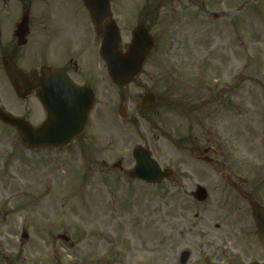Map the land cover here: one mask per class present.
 Wrapping results in <instances>:
<instances>
[{"label": "rangeland", "instance_id": "obj_1", "mask_svg": "<svg viewBox=\"0 0 264 264\" xmlns=\"http://www.w3.org/2000/svg\"><path fill=\"white\" fill-rule=\"evenodd\" d=\"M110 1L121 50L141 24L155 47L132 85L97 90L90 150H28L0 123V264H264L250 209L264 206V0ZM49 4L0 0V107L15 117L38 103L15 96L1 62L23 12L36 42ZM137 146L173 175L133 181Z\"/></svg>", "mask_w": 264, "mask_h": 264}, {"label": "water", "instance_id": "obj_2", "mask_svg": "<svg viewBox=\"0 0 264 264\" xmlns=\"http://www.w3.org/2000/svg\"><path fill=\"white\" fill-rule=\"evenodd\" d=\"M84 3L97 34L102 36L100 53L107 65L109 78L114 85L124 88L140 73L141 67L152 49L153 40L144 28L139 27L133 32L132 43L126 53H121L119 51L120 36L115 23L111 21L106 28L103 27V22L110 17L109 0H84ZM27 26L28 15L25 14L17 25L15 33L19 39V46L25 43L22 39L27 35ZM2 66L18 99L25 100L33 90L40 88L39 99L45 107L51 108L55 112L54 108L57 109L60 106L54 97L57 90L53 85H50L53 83L52 79L45 80L46 76L44 75L40 80L29 83L27 77L15 68L9 58L2 60ZM46 75L54 77V72ZM73 91L75 96L68 103L71 112L67 117L58 118L55 115L42 127L33 129L22 119L15 118L0 109V122L14 127L22 142L29 149L64 147L83 130L87 112L94 104L91 93L87 97H83V90L73 88ZM140 105L143 111H151L155 108V98L151 94H146L142 97ZM118 113L121 118L127 119L122 107L119 108ZM133 157L135 166L131 170L130 176L134 180L155 185L168 179L172 174L170 170L161 171L156 161L151 158V153L142 147L134 149ZM193 197L202 203L206 200L207 193L203 188L197 187ZM251 208L258 238L264 244V208L256 204H253ZM22 237L26 238V235L24 234ZM58 238L68 241L65 236Z\"/></svg>", "mask_w": 264, "mask_h": 264}, {"label": "flooded vegetation", "instance_id": "obj_3", "mask_svg": "<svg viewBox=\"0 0 264 264\" xmlns=\"http://www.w3.org/2000/svg\"><path fill=\"white\" fill-rule=\"evenodd\" d=\"M45 1L50 2L47 7L50 8L49 13L53 19H49L48 15L42 14L45 19L40 21L38 40L36 42L30 41L29 21L26 43L24 46H18V42L14 37L16 23L12 32L13 37L6 48L10 53L7 57L13 61L17 69L22 70L17 65L18 59L22 58L24 60L29 69L27 73L22 71L28 77V82H32L35 79L40 80L45 75V80L49 81L52 79L53 83L50 85H53L57 90L54 93V97L60 106L57 109L54 108L55 112L43 105L38 98L37 91H32L27 97V99H35L38 103L37 108L29 107L22 117L23 120L30 123L33 127L45 125L48 119L55 117V115L58 118L67 117L71 112L69 111L68 103L75 96L74 87L84 90L82 93L83 97H87L88 94L92 93L96 102L98 97L97 90L100 87L105 90L110 81L107 74V66L100 55L102 37L95 32L94 24L85 7L84 0ZM108 23V20L104 21L103 27L106 28ZM139 26L146 28L142 24L136 27ZM134 29L130 31L129 37L128 35L125 36L129 43L123 46V52L127 50L131 43ZM146 30L148 29L146 28ZM26 50L29 52H26L28 54L25 53ZM51 72H54V77L46 75ZM135 81L136 79L133 80L131 85ZM94 109L95 105L87 113L83 131L67 147L53 150L44 149L43 151L90 150L93 144V133L90 131V125L91 120L94 118ZM33 119L37 121L36 126L32 122ZM208 150L207 154H213L210 149ZM203 154L205 155L203 160L212 163V159L207 157L204 152ZM118 162L122 164L120 160L116 163ZM116 163H112L110 167H114Z\"/></svg>", "mask_w": 264, "mask_h": 264}]
</instances>
